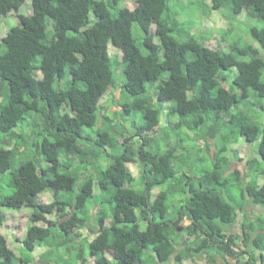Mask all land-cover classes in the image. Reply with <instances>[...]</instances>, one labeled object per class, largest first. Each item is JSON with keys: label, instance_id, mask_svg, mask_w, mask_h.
<instances>
[{"label": "trees", "instance_id": "trees-1", "mask_svg": "<svg viewBox=\"0 0 264 264\" xmlns=\"http://www.w3.org/2000/svg\"><path fill=\"white\" fill-rule=\"evenodd\" d=\"M26 1L0 0L19 17L0 44V228L32 209L42 264H264V211L246 209L264 210V0H192L258 23L219 49L171 0ZM0 264H17L1 233Z\"/></svg>", "mask_w": 264, "mask_h": 264}, {"label": "rangeland", "instance_id": "rangeland-1", "mask_svg": "<svg viewBox=\"0 0 264 264\" xmlns=\"http://www.w3.org/2000/svg\"><path fill=\"white\" fill-rule=\"evenodd\" d=\"M128 1L130 0H126V3ZM170 8L171 11H173L174 13H176V15H178V20L180 22H185V21L189 22V25H191L192 29L194 28L193 31H191V33L194 36H196V38L201 43H203L204 45L208 46L211 49H219L224 47V42L222 40V31L229 29L230 26L228 25L230 24L235 25L236 27L235 34L237 36L234 39L236 40L239 39V35L242 32H246V31L248 32L251 28L250 26L252 25L255 26L258 24L255 20L248 18L246 10H244L240 15L235 16L231 14L228 8H224L220 10H212L209 1L204 3L202 2L197 3L192 0H171ZM20 13L24 15H30L33 13L31 0L26 1ZM18 23H19V17L15 13L9 15L8 17H3L0 15V44L2 43V40L6 36L8 31ZM197 23L201 24V26L195 28ZM249 35L251 38L248 36L246 37L248 38L247 40L250 41V39H253L250 31H249ZM253 41L255 40L253 39ZM110 48L113 47L111 46ZM111 54L121 55V51L113 48L111 49ZM106 103H107V98H104L102 104L106 106L108 105ZM164 106H165L164 107L165 110L162 116V125L165 126L167 124V119H168L167 115H168V111L171 108V104L165 103ZM260 117H262L261 113L257 115V118ZM171 120L175 122L176 120H178V118L171 117ZM263 121L264 120L259 121L260 125H262L261 123ZM138 123L140 124V121H138ZM95 130L96 129L86 128V133L93 132ZM240 139L243 140H240L236 144H233L232 148L237 149L241 157H249V156L251 157L254 155L256 156L258 144L254 143L252 145H249L244 141V138L240 137ZM186 145H190V143L188 144L186 143ZM235 166H239L238 163H236ZM129 168L133 171V173L137 176V178L141 177V168L139 162L130 164ZM160 191H161L160 188H155L152 191V197L155 198ZM233 192L238 193L236 188L233 189ZM53 199H54L53 193L49 191L39 196V200L42 203H50L53 201ZM246 209L249 216H251L253 219L259 217L260 214L263 213L264 211L262 210L263 206L258 207V206H254L253 204H248ZM3 212L5 214V222L3 226L0 228V233L6 237L10 249L15 253L17 264H42L39 261V258L41 255L47 252L49 247L47 245H40L33 252H30L25 248L23 243V240L26 237L28 227L30 225L29 217L32 214V209L25 208L18 211V210L5 208L3 209ZM49 219L53 220L55 219V217L52 215L49 217ZM43 224L46 223H42V225ZM87 234L88 232L85 231V235ZM64 253H65V249H62L58 253V256H63ZM87 254H89L88 251ZM106 256L108 257V259L111 260L113 258V252L112 251L107 252ZM89 264H96V259L89 257ZM110 264H114V260L110 262ZM184 264H206V263L204 260L195 259V260L185 261Z\"/></svg>", "mask_w": 264, "mask_h": 264}]
</instances>
